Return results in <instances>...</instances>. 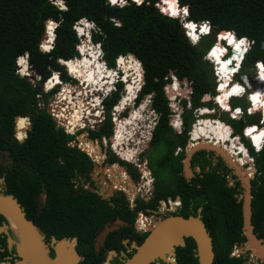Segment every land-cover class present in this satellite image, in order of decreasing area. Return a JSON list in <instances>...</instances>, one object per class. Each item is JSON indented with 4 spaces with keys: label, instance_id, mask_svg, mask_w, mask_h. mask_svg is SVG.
<instances>
[{
    "label": "trees",
    "instance_id": "16d2710c",
    "mask_svg": "<svg viewBox=\"0 0 264 264\" xmlns=\"http://www.w3.org/2000/svg\"><path fill=\"white\" fill-rule=\"evenodd\" d=\"M178 1L189 10V21L185 25L195 21L197 29L194 31H198L209 21L214 32L201 36L197 44H191L180 19L162 14L157 7H162L164 11L168 9L166 12L171 14L172 9L165 0H162L161 6L159 0H143L139 6L134 0H127L123 7L113 6L108 0H64L67 11L60 9L52 0H0V150L6 151L12 159L11 167L7 169L4 192L18 197L20 204L26 208V215L45 231L47 238L77 237L79 253L83 256L79 264H98L104 259V255H98L94 249V236L107 220L119 217L131 224L136 210L145 207L156 209L160 200L177 196L180 197L182 208L175 214L195 216L197 208L202 207L201 220L213 241V264L244 262L242 256L230 255L234 244L245 240L241 234V201L236 196L240 192L239 181L234 186H228L226 175L216 167L206 171L203 177L197 176L195 180L188 181L182 173V159L189 141V132L197 118L195 110L214 107L212 100L206 99L207 95H215L216 83L211 73L212 64L205 58V54L213 45L211 49L216 52L215 60L220 64L222 62H219L221 57L218 51L222 55L226 52L222 47L224 32L219 34L213 44L216 32L233 31L237 37H246L252 41L244 54L241 72L250 73L257 61L264 63V0ZM177 9L181 14L180 9ZM81 18L93 21L100 31L93 32L92 39L101 42L107 66L114 67L119 55H134L136 59L131 56V62L127 57L129 66L131 64V69L135 71L133 73L136 74L137 70L135 62L141 64L143 69V84L136 102L151 95V107L157 115L149 141L151 150L146 157L154 177V190L148 201L137 200L134 211L128 208L123 196L104 200L96 193L84 190L82 186L75 187L73 179L76 176L88 179L91 160L84 151L67 145V141L74 139V136L57 127L46 108L37 107L36 94L41 92L40 87L34 86L29 77L17 72V57L28 53L30 69L37 72L41 80L46 79L52 70L59 71L62 79L68 80L65 68L58 59L69 60L77 55L78 37L73 25ZM48 20L56 22L58 27L54 28L52 49L42 51L39 43ZM116 22H119V27ZM186 29L187 33L193 31ZM44 40L50 41V35ZM77 64L81 68L88 67L89 60L79 58ZM256 69L261 70L259 67ZM95 71L98 73V70ZM173 76L180 82L187 80L191 88L189 99H178L181 106L180 131L171 124L174 111L165 88L172 83ZM173 87L179 88L178 83L175 82ZM121 90L122 83L119 81L116 91L104 99L103 122L94 129L87 128L90 138L101 139L105 136L109 139L112 136L110 111L119 100ZM221 109L227 110L231 116L234 113L230 102L221 104ZM15 116H19L17 121L25 116L30 119L26 138L22 142L13 135ZM228 120L232 124L224 121L232 127L233 136L241 135L244 127V135L248 138V130L259 127L253 128L255 123L245 127L248 122L242 116L240 119ZM219 128L227 133L221 138L226 141L233 138L229 127ZM19 133H23V128H19ZM192 135L199 138L196 133ZM216 138L220 136L210 133L207 139ZM240 141L254 159L252 224L258 236L264 238V145L256 152L243 136H240ZM177 148L179 151L175 153ZM109 153V162L119 160L112 152ZM205 154V150L196 152L192 156V165L203 167L202 160L208 162ZM217 165L228 169L220 159ZM126 166L133 179L138 180L136 168L129 163ZM42 185L47 190L48 199L41 212L36 213L38 203L35 196ZM3 218L0 215V221ZM121 233L119 229L109 234L105 244L108 249L122 247ZM131 233V237L137 239L138 243L145 238V234L139 235L133 230ZM184 241V246L175 248V264H197L194 239L189 236ZM159 264L172 263L160 261Z\"/></svg>",
    "mask_w": 264,
    "mask_h": 264
},
{
    "label": "flooded vegetation",
    "instance_id": "af4514ba",
    "mask_svg": "<svg viewBox=\"0 0 264 264\" xmlns=\"http://www.w3.org/2000/svg\"><path fill=\"white\" fill-rule=\"evenodd\" d=\"M15 126H16V131L14 130V133H13L14 138H16L18 133H19V127H18L17 119L15 121ZM14 129H15V127H14ZM179 131H180V129H179ZM88 139L90 141H92V143L88 142V144H87V142L85 143V141H84V142H81V144H82V146H83V148L85 150L89 151L90 153L92 151L91 154H93L92 156L95 159H93L91 156H89L86 153L87 156L89 157V159L92 162L91 169L88 172V179L85 176L84 177L76 176L73 179V182L75 183V187L82 186L84 190H89L91 192H94V193H96L98 196H100L104 200H109V199H111V197L123 196L125 201L127 202L128 208L130 210H132V211H134L135 207L137 206V200L138 199H142V200L148 201L152 197L153 190H154V187H153L154 177L152 176L151 170L148 167L146 157H144V161H143V158H142L141 160H139L135 164L131 160H133V158L136 156L137 151H136V153L135 152L134 153H130L129 155H127L124 158H122L121 156H119L117 154H113V152H112V154L116 158H118L119 160H121L123 162L129 163V164L133 165L136 168V170L139 173V178H138V180H134L133 177L131 176V174L128 172L126 163H123V162H121L119 160H114L112 162L108 161L109 158H110V153L109 152H111V150L108 149V151L103 152L102 148L104 147V144L102 143V141L100 139H99L100 140L99 142H96L97 139H95V138L92 139V138L89 137V135H88ZM230 141L232 143H234V146L232 145V147L239 146L238 143L235 140L232 139ZM93 143H95V144H93ZM74 146L77 147L78 149H80L77 146V144H74L73 146H70V147H74ZM224 147H225L226 150H228V147H230L229 143H228V146L224 145ZM98 150H99V152H98ZM178 151H179V148H177L174 152L177 153ZM184 152H185V149H184ZM230 152H232V150ZM2 154H4V156H0V173H1L0 180H2V185L0 186V188H2V191L4 192V190H5V178H6V174H7V169L9 167H11L12 159L8 156V153L6 151L0 150V155H2ZM129 156H131V159H128ZM244 156L248 157V155L247 156L244 155ZM205 157H206V159H208V162L206 163L204 160H202L203 167H199L198 165H192V163H191V169L193 171V175L190 176L189 179L185 178L186 180H188V181L189 180H193V179L195 180L197 176H199L200 178L203 177V175L206 173V171H208L209 169L214 168L212 165L210 167L208 166L210 162H211V164H212V162H214V164H215L216 168L218 169V171H220L222 174L226 175V181H227L228 186L229 185H233L234 186L235 183L237 181H239L237 176L232 173V169H230V168H228V169L224 168L223 169L222 166L217 165L218 159H220V160H222V159L219 158V157H216L214 155L213 151H210V152L206 151ZM250 157L252 158L251 161L254 162L253 157L251 155H250ZM242 160L244 161L243 157H242ZM143 162L146 163L145 166L142 165ZM104 164H106V165H104ZM195 167H197V170H196ZM146 172L148 173V175H145ZM99 173H102L103 177L101 176V174H100V176H98ZM140 175H141V179L143 180L142 183L144 185H149V187H150L147 191H145V194H143L142 188L138 184L139 179H140ZM229 175H231L235 179L233 184L229 183V180H228ZM249 175L252 176V174H249ZM254 178H255V172H254L253 176L250 178L251 193H252V180ZM97 181H99L100 184L103 185L102 188L97 185L98 184ZM238 188L240 189V192L236 196H237V200L241 201L240 193L242 192L241 191L242 187H241L240 181H239ZM107 189L110 190V192L108 194H106V190ZM135 191H136V193H135ZM103 193L105 194V196L103 195ZM16 198H17V200L19 202L18 197H16ZM169 198L171 200H175L176 198H178L180 203L174 206V210L170 209L169 211H166L165 208L162 205V202L163 201L167 202ZM252 198H253V195H252ZM47 199H48L47 190L42 185V188L40 189V191L35 196V201L38 203V208H37L36 213H40L41 212V209H42L43 205L47 202ZM109 202L111 204H113L112 201H109ZM167 204H168V202H167ZM21 207L23 208V210L26 209L23 205H21ZM181 208H182V203H181V200H180L179 196H177L175 198L167 197V199H162V200L159 201L158 206H157L156 209H149L148 207H145L143 209L136 210L135 211L134 221L131 224L129 222H127L126 220L120 219L119 217H115L112 220H107L102 225L101 228L97 229V231L95 233V236H94V249H95L96 253L98 255L99 254L100 255H102V254L104 255V259L101 260L98 264H103L104 261H106V264H109L110 258L109 259L107 258V254H110V252L114 253L116 256H119V257H117V263L121 264L122 260L126 259L128 257L127 256L128 253L132 252L133 250L135 251V247L131 245V242L135 241L137 245L140 244V243H138L137 239H134V238L131 237L132 230H133V232H135V233H137L139 235L145 234V237H146L147 234H148L149 227L151 225L155 224V222L158 219L163 218V217H165V216H167L169 214H175ZM199 209H200V212L198 211ZM196 211H197V214L200 215L201 218H202V214H201L202 207H198ZM252 211H253V208H252ZM24 212H25V210H24ZM252 214H253V212H252ZM141 218H143V224H144L143 227H141L140 223H139ZM117 219L121 220V223L116 222ZM31 220L34 222L33 219H31ZM0 226L4 227V229H2V231H0V258L2 259V261H0V263L8 264V262H9V264H21V261H20L21 257H20V254H19V251H18V248H17L18 247V237L12 231V229L10 228L9 221H8V219H6V217L3 218L2 221H0ZM37 226L40 228V231H41L42 235L45 237V239L50 241L52 238H55L54 236H50L49 238H47L45 231L39 225H37ZM110 226H114V228L112 230H110L105 236L102 235V232L106 229V227H110ZM119 229L122 230L121 238H120V243H121L122 247L116 246L114 248L108 249L106 247V245H105L106 244V239L108 238L109 234H111L113 231H117ZM254 233L256 234V236L259 239H263L264 240V238L258 236V233L255 231V229H254ZM209 234L211 236L210 232H209ZM9 238L12 240V243H9ZM211 238H212V236H211ZM245 243H246V238H245V240L243 242L235 243L233 248H232V251L230 252V255L232 254V252H234V250H238L239 249L238 246L242 245L243 246V250L242 251L238 250V253H239L238 256H242L244 258L243 264H257V263H255L252 260L253 257L258 258V260H260V264H264V262H262L260 257H257L255 255H253L252 254V250L245 247L246 246ZM78 246L79 245H78V240H77V244H76L75 248H76V250H77V252H78V254L80 256V260L78 261L77 264H79V262L83 258V256L79 253ZM244 251L247 252L248 256H245L246 254L244 253ZM49 256L50 257H54V250L53 249L50 250ZM231 256H235V255H231ZM160 261H163V260H160Z\"/></svg>",
    "mask_w": 264,
    "mask_h": 264
},
{
    "label": "water",
    "instance_id": "95a60500",
    "mask_svg": "<svg viewBox=\"0 0 264 264\" xmlns=\"http://www.w3.org/2000/svg\"><path fill=\"white\" fill-rule=\"evenodd\" d=\"M193 22L197 23L195 21ZM47 35L46 24L40 42H42ZM53 40L50 43L51 48L53 46ZM132 56L134 57V55ZM30 78H33V73H31ZM176 81H178V79H176ZM199 111L200 108L196 109L195 115L204 116V114ZM18 117L19 116H15L14 122ZM226 143H229V141H226ZM187 147L184 158L182 159V173L186 179H189V177L193 175L191 169L192 156L200 150L208 152L213 151L214 155L221 158L225 165L232 169V173L237 176L242 187V192L240 193L242 217L241 234L246 238L245 244L249 243L254 246L258 253L263 255L264 240L256 236L252 224L253 211L250 182L252 176H248L242 170L240 164L234 162L233 159L218 146L215 147L211 143H201L194 145L189 150ZM198 211L200 212V209ZM7 214L12 216L19 227L17 248L21 257L20 261L25 262L24 264H77L80 260V256L75 248L78 240L77 237L52 238L48 241L42 235L40 228L26 215L17 198L11 194L4 193L2 188H0V215H3L5 218ZM116 222L121 223V220L117 219ZM113 228L114 226L106 227L102 235L105 236ZM2 229H4V227L0 226V231H2ZM174 230L178 231L176 237L166 245L164 241L165 235ZM189 236L194 239L196 244L195 256L197 257V264H213L215 256L213 241L204 222L201 220V216L198 214L195 216L189 215L187 217L179 214H169L158 219L155 224L149 227L147 236L140 244L137 245L135 241L131 242V245L135 247V251L131 256L123 259L121 264H158L160 260H164L163 255L173 256V260H168V263L175 264V248L177 246H184V239ZM9 243H12L10 238ZM51 249L54 250V257L49 256ZM260 258L262 262H264V256Z\"/></svg>",
    "mask_w": 264,
    "mask_h": 264
},
{
    "label": "bare ground",
    "instance_id": "6f19581e",
    "mask_svg": "<svg viewBox=\"0 0 264 264\" xmlns=\"http://www.w3.org/2000/svg\"><path fill=\"white\" fill-rule=\"evenodd\" d=\"M117 4H119V2ZM82 25L84 26V24H82ZM85 27H88V26H85ZM82 29L84 30L85 28L82 27ZM229 32L232 33V31L224 32L223 37L226 36ZM47 34H49L48 31H47ZM196 35L198 36L197 33H196ZM52 36H54L53 32H52ZM45 38H46V36H45ZM44 39L42 40L41 44L51 43L52 40H53L52 38H50V41L45 42L46 40H44ZM223 40H225V39H223ZM234 43L232 44L233 45V50H234V52H236L237 50L234 47ZM242 48H243V46H241V50L237 51L238 52V56L237 57L240 56ZM81 50H82V52H81L79 58H83V59L87 58L89 60V66L88 67L87 66H83V68H81V66H79L77 64V61H78L79 58H76V57L72 58V60L70 59V61L69 60L66 61V64H67L69 70L72 73H74L75 77L79 78V80L82 82V87H79L81 90L75 88V92H74L75 95H72L73 94L72 88L70 86L65 85L63 90L66 89V91L64 90V92L62 94V95H64L63 97L65 98L64 102L68 103V101H69L71 103V104H68V110L71 113V115L69 117L71 119V121H70L69 124L74 125V121L77 120V122L79 123L78 126L79 125L84 126L85 125V123H83L84 121H89L90 123L94 122V118H96L95 116H97V112L94 113V111L89 110V109H87V111H86L85 109L82 108V105H81L82 101H81V98L78 96V94H86V96H88V97L92 96L91 97L92 100L90 101V104H91V106H96L97 104H99V103H97V100L100 101V98H98V96H97L98 89H100V90L103 89L104 90L109 85L108 84L109 81L114 78V77H112V73L108 72L104 68V65H103L102 61L98 58V56L96 54V51L94 49H91V48L87 47L86 45H81ZM213 51H214V49L210 50L209 57H211V59H213L215 61V70H216L215 73H216V76L218 78V83H219L218 89L220 90L217 93L218 96L215 99V102H216L217 106H219V105L224 104V103H229L230 99L233 96L236 97V93L237 92L236 93H232V89L237 87L238 83L235 84V82H231V81H229V79L232 78L231 77V75L233 74L232 69L235 68L237 59L233 58L234 54H236V53L233 52V56L231 58H229L227 60H224V59H222L223 55L218 51V55H220V57H221V61H219V62H222V63L219 64L217 62V60H215V57L213 55H211V53ZM129 56H132V55H129ZM20 58H24L25 59V57H21V56L19 57V59ZM232 58H233V60H231V63L226 62V61H228V60H230ZM70 62H72V66L70 65ZM18 65H19L20 72H21L23 65H20V64H18ZM122 68L127 71L125 78L127 79V77H130V80H127V81H129L127 87H128V89H132L133 88V86H132L133 81H135L136 77H138V75H140L142 73L141 72V68L136 70V74H134L133 73L134 70L131 69V67L128 64V59L124 60ZM100 69L102 71H100ZM95 70H98V73ZM25 73L26 72H24V74ZM132 78H133V80H132ZM57 81H58L57 78L54 77L50 81L51 85L55 84ZM50 82H48L46 84V86L49 87V83ZM175 82H176V80H175ZM174 85H175V83L171 86V92L173 94L175 92V91H173L174 89H178V91L181 90L179 88H174L173 87ZM221 85H224V87L221 88ZM77 91H79V92H77ZM132 95L133 94L129 93V92L127 94L123 95V97L120 98V102L117 104L115 110H117V111L118 110H123L124 108L128 107L131 104ZM142 106L143 107L139 108V109H131V114H130L129 117L125 118V120H120L119 122H117L118 124L116 126V133L112 136L111 142L113 143L112 147H113L114 151L116 152V154L121 156L122 158L126 157L130 153H134V152L136 153V151H137V148L134 147L132 143H134L137 140V138L134 137L135 133L138 131V135L140 134L138 129L141 126V121H140V120H142L141 111L143 109H145V105H142ZM204 110H208L209 112L205 113ZM199 112L204 114V116H201V118H203V117L207 118L208 117V118L212 119L213 121L217 122L216 118H214V117L211 118V117H209V115H207V114H210V113L213 112V110H211V108L201 107ZM237 116H240V114L236 115L235 117H237ZM199 118H200V116L197 118L195 123H193L192 129L190 131L191 132L190 135L192 136V138H191V145L188 146V150L190 148H192L194 146V144L196 145V143L197 144L211 143L215 147L218 146L223 151H225L228 154V156L231 157V159H233L234 162H237V164H240V167L242 168V170L248 176H250L249 174L253 173V168L252 167L245 168L244 164L248 163V162H251V157L247 154L248 155V160H246V162L241 163V161H243L242 157H245L244 156L245 153L240 151L241 146H243L240 141H238V140L236 141L235 140L238 143L239 146L232 147V145L234 146V143H232L230 141V139H228L230 147H228V150H226L224 145L228 146V143H224L226 141L225 138H222L223 140L220 141V139H217V138L216 139H203L202 137L201 138H194L193 137L192 133L194 131V126H196L197 123H199ZM73 119H74V121H72ZM224 124H226V123H224ZM226 127H229L231 129V127L228 126L227 124H226ZM261 127L262 126H259L257 129H255V131L253 133L248 135V138L251 139V142L253 144H254L253 137L261 136V133H264V127L262 129H261ZM24 132H25V130L23 128V133ZM263 137L264 136H261V141H260L261 142V147H262ZM233 139H237V137H233ZM192 141H194V142H192ZM105 142H107V140H105ZM87 144H88V142H87ZM136 145H138V144H136ZM231 150H232V152H230ZM91 153H92V151H91ZM5 217H6V219H8L9 226L12 229V231L17 236H19V227L17 226V223L15 222V220L9 214H7ZM177 233H178V231L174 230V231L168 233L167 235H165V237H164L165 244L167 245L168 242L173 240L176 237ZM245 247L248 248V249H251L252 250V254L257 256V257H263L264 256V254L260 255L258 253L257 249L254 246L250 245L249 243H247ZM163 258L165 260H169V261L172 260L167 255H163ZM24 263L25 262L21 261V264H24Z\"/></svg>",
    "mask_w": 264,
    "mask_h": 264
},
{
    "label": "built area",
    "instance_id": "2783aa9c",
    "mask_svg": "<svg viewBox=\"0 0 264 264\" xmlns=\"http://www.w3.org/2000/svg\"><path fill=\"white\" fill-rule=\"evenodd\" d=\"M80 21L81 20L75 21V23L73 25L74 28L77 29V26L80 25V23H79ZM88 23L89 24H94L93 21H89ZM90 28L91 29L84 30L83 33L78 31V43L76 44V50H78V52H77V55L74 56L73 58H75V57L79 58L80 54L82 52L81 45H86L87 47H89L91 49H94L96 51V54H97L98 58L102 61L103 65H104V68L108 72H111L112 73V77H114L112 80L109 81V83H108L109 85L104 90L103 89L102 90L98 89L97 96H98V98H100V102L96 106H91V104H90V101L92 100V98H91L92 96L88 97V96H86V94H78V96L81 98V101H82L81 105H82L83 109H85L86 111H87V109H89V110L94 111V113L95 112L100 113L99 115L95 116L96 118H94V122H91V124H98L99 122H102L103 119H104V112H105L104 99L106 97L110 96L113 91H116L117 83L120 80L124 82V88H122V90H121L120 98H122L123 95H125V94H127L129 92V93L133 94L131 102L135 99L136 95L140 91L141 86L143 84V69H141L142 73L140 75H138V77H136L135 81H133V83H132L133 88L129 90L128 87H127L129 81H127L126 78H125L126 74L123 73L122 75H120V72H125V71L122 68L123 63L119 62L121 57H123L124 60H126L127 57L129 56V54L119 55L117 57L116 61H115V66L114 67L107 66V64H106V62H105V60L103 58V51H102V48H101V42L99 40L93 41V39H92L93 32L99 33L100 31L96 28V26L90 27ZM21 57H25L26 62H27V54H24ZM71 60H72V58H71ZM61 61H63V63ZM66 61H68V60H64V59H61V58L58 59V62L60 64L64 65L65 72H66L67 76L69 77V79L68 80H63L62 77H61V73L59 71L52 70L50 75L42 83L41 92L36 94L37 107L40 108V109L46 108L47 111L49 112V114L52 116L53 120L56 122V126L57 127L63 128L65 133L75 135L74 139L67 141V145L73 146L74 144H77V146L80 148V150L84 151L89 156H91L93 159H95L92 156L93 154H91L89 151L85 150L83 148L82 144H81V142H84V141L92 143V141H90L88 139V132L86 131L87 128H85V127H87L89 121H84L83 122V123H85L84 126H81V125L78 126L79 123L77 122V120L74 121V119H73L72 121H74V125L69 124L70 121H71V119L69 118L71 113L68 110V104H71V103L69 101H68V103L64 102L65 98L63 97L64 95H62L63 92H64L63 88H64L65 85L70 86L72 88V91H73L72 95H75V93H74L75 92V88L80 89L79 87H82V82L79 80V78L75 77L74 73H72L69 70V68H68V66L66 64ZM69 61H70V59H69ZM18 69H19L18 72H20V68L19 67H18ZM26 69H27L26 73L23 74L22 76H24V75L30 76L31 73L33 72L29 68H26ZM215 72H216V70L214 69V74L216 76ZM54 77H56L58 81L55 84L51 85V87L46 86V84L48 82H50L51 79H53ZM231 77H232V75H231ZM132 80H133V78H132ZM39 81H40V76L39 75H35V78L31 79V82H32V84L34 86H38L37 83H39ZM229 81H233L232 78L229 79ZM216 82H217V89H218V87H219L218 78H216ZM217 91L219 92L220 90L218 89ZM77 92H79V91H77ZM147 96H148V102H151V95H147ZM217 96L218 95L216 94L215 97H212L214 102H215V99L217 98ZM232 98H237V97L233 96ZM119 102H120V99L118 100V102L114 106H112L111 111H110V113H111V121L113 123L114 134L116 133V126L118 124L117 122H119L120 120H125V117L122 116V113L124 112L123 110L126 109V108H124L123 110H118V111L115 110V108H116V106H117V104ZM234 107L237 108L239 106H234ZM249 108H250V106L249 107L247 106L246 112L248 111ZM212 110H213V113H214L215 112L214 109H212ZM247 113L249 114V112H247ZM241 114H242V111L240 113V116H241ZM249 115H252V113L249 114ZM237 117H239V116H237ZM23 118L28 120V124H26L27 126H25V128H24L25 132L23 133L24 134V138H25L26 137V129L30 125V120H29L28 117H23ZM232 118H234V116H232ZM248 125H246V126H248ZM80 130H82L83 133H80V135L77 136L76 133L78 131H80ZM80 137H82V139H80ZM235 137H237V140H238V136H235ZM191 138H192V136H191ZM80 140H83V141H80ZM100 140L102 141V143L104 145L106 144L105 136H102ZM100 140L97 139L96 142H99ZM263 144H264V137H263L262 145ZM111 147H112V144H111ZM145 164L146 163L143 162L142 165L145 166ZM177 200H179V199L176 198L175 200H171L169 198L168 201H167L169 205L165 201L162 202V205H163V207L165 208L166 211H169L170 209L174 210V206L180 203V202L177 203ZM231 255L238 256L239 255L238 250H234V252H232Z\"/></svg>",
    "mask_w": 264,
    "mask_h": 264
},
{
    "label": "rangeland",
    "instance_id": "374dc122",
    "mask_svg": "<svg viewBox=\"0 0 264 264\" xmlns=\"http://www.w3.org/2000/svg\"><path fill=\"white\" fill-rule=\"evenodd\" d=\"M79 28H82V26L79 25ZM195 32L198 34V32H200V31L199 30L198 31L196 30ZM234 53H236V52H234ZM235 55L236 54H234V56ZM234 56H233V58H234ZM233 58L230 59V60H228L227 62L233 60ZM213 67H214V65H212V71H211V73H212V76L214 77V81L216 83V78L217 77L214 74ZM18 70L19 69H17V71ZM124 71L127 72L126 70H124ZM125 72H122V73L126 74ZM260 72H261V70L254 69V71H252V73L250 75L248 74V75L244 76L243 77L244 78L243 84H245V85L248 86V90L246 91V87L238 83L239 91L236 93L237 98H231L230 99V104L232 105L233 112H235L236 109L239 108V107L236 108L233 105L240 106V109L242 111V114H241L242 119L246 120L248 122L247 124H249V123H255L256 124L257 121H258V116L256 117L255 111L252 112V115H246V110H245L244 104H246L248 107L250 106V108H253L255 106V109L262 110L264 112V80H262L260 78ZM250 77H252L253 80H250L249 79ZM172 81L175 83V80L172 79ZM176 82L178 83V87L181 90H179L177 92H174V94L171 92V86H170L171 83L167 87H165V88L166 89L168 88L167 90H168V92H170V95H169L168 98H169V100H172V101H170L171 102L170 104L172 106V110L174 111V114L172 116V119L173 120L171 122H173L175 124L174 127L175 126L177 127V128L175 127V129H177L179 131V129H180V126H179L180 120L178 118V115H180V113H181V106H180V102H179L178 99H179V97L180 98H185L186 97L187 99H189V94H190L191 88H190V85H189V82L188 81L180 82L178 80ZM257 93L260 94L259 95V99L257 101H253L251 99V97L253 95H256ZM240 96H243V97H240ZM206 98H207V100H209L208 97H206ZM142 104L145 105V109H143L141 111V115H142L141 118H142V120H140L141 121V126L138 129L139 132H140V134L138 135V131L135 133L134 137L137 138V140L134 143H132L133 146L137 148L136 156L133 158V160H131L135 164L139 160H141L142 158H143V161H144V157H147V154H149V152L151 150V146L149 144L150 136H151L150 131L152 130V128L154 126V117H155V114H152L151 115V113H153V112H151V110L149 109L150 108V102H148V96L144 97L141 100V102L139 103L140 106H138V107L139 108H142L143 107V106H141ZM212 104H213V102H212ZM130 105L131 106L126 107L127 110L126 109L123 110L124 112H126V114H125L126 116H123L125 118L129 117L130 116V113H131V109H134L133 108V103L130 104ZM219 107H220V109H218V106H216L215 107V112L213 114H211V113L209 114V117L216 118L217 122L216 121H213L212 119H210L208 117L207 118H205V117L201 118V116H200L199 123H197V125L194 126V131H193V133H196V135H198L199 138L202 137L203 139H207L209 137V134L210 133H212V134L216 133V135L217 136H220V138L223 137V136H226L227 133H223V132H225V130L224 129H220L219 127H223V126L226 127V124L223 123L225 121H227L228 123L232 124V122L230 120H228V118L229 119H233V118H231L232 117L231 115L229 116V114H227L226 112H224L221 109V105H219ZM139 108H137V109H139ZM206 112H209V111L208 110H205V113ZM196 117L198 118L199 116H196ZM197 118H196V120H197ZM102 122H99L98 124H91L89 122L88 125H87V127H85V128H90V129L96 128ZM255 124H253V126H255L253 128H257L258 127V125L257 124L255 125ZM217 128H219L220 130L217 129ZM215 130H217V131H215ZM254 131H255V129H252V132L251 133H253ZM81 133H83V131ZM79 135H80V133L77 134V136H79ZM220 138H218V139H220ZM80 139H82V137H80ZM105 139L107 140V142L104 145V147L102 148L103 149V152L108 151V149H109V150H111V152H113V154H116V152L113 151V148L111 147V144H113L111 142V139L110 138L109 139L108 138H105ZM221 139H220V141L223 140V139L222 140ZM233 140H236V139H233ZM192 142H194V141H192ZM190 143H191V138H190V135H189V141H188L187 145L185 146V150H186V147ZM93 144H95V143H93ZM136 144H138V145H136ZM98 152H99V150H98ZM0 156H4V154H2ZM243 159H244V162H246V160H248V157H243ZM104 165H106V164H104ZM211 165L213 167H216L215 164H214V162H212V164L210 162L208 166L210 167ZM244 166H245V168H248V167H252L253 168V173H252V176H253L254 171H255V168L253 166V161L248 162V163H245ZM195 168L197 170V167H195ZM100 174L103 177V174L102 173H99L98 176H100ZM228 180H229V183H231V184H233V182L235 181V179L231 175H229ZM142 181L143 180L141 179V175H140V179H139L138 184L141 186L142 191H143V194H145V191H147L150 187H149V185H144L142 183ZM97 183H98L97 184L98 186H100L101 188L103 187V185H101L99 181H97ZM1 185H2V182L0 180V186ZM109 192H110V190L107 189L106 190V194H108ZM135 193H136V191H135ZM103 195L105 196L104 193H103ZM238 248H239L238 250H241V251L243 250V246L242 245L238 246ZM244 253L246 254L245 256H248L246 251H244ZM117 257H119V256H116L112 252H110V254H107V258L108 259L110 258L109 264H118L117 263ZM168 257L173 260V256H168ZM252 260L255 263H257V264H260V260H258V258L253 257ZM163 261L166 262V263H168V260H165L164 259Z\"/></svg>",
    "mask_w": 264,
    "mask_h": 264
},
{
    "label": "clouds",
    "instance_id": "9594fccd",
    "mask_svg": "<svg viewBox=\"0 0 264 264\" xmlns=\"http://www.w3.org/2000/svg\"><path fill=\"white\" fill-rule=\"evenodd\" d=\"M56 5H58L59 6V8L60 9H62V10H64V11H67V6L65 5V3H64V0H52ZM108 2L111 4V5H113V6H115V5H120L121 7H123L126 3H127V0H108ZM119 2V4H117ZM162 2V0H159V4ZM134 3L137 5V6H139V5H141V4H143V0H134ZM157 3V4H158ZM158 4V5H159ZM160 6H161V4H160ZM176 6H177V8H179L180 9V12H181V14H179V15H177V16H175V17H173L171 14H169L168 12H166V11H164V9H162V7H159V6H157L158 8H159V10H160V12L162 13V14H164V15H167V16H169V17H173V18H179L180 19V23L182 24V27H183V29H184V31H185V35H186V37L188 38V40H189V42L191 43V44H197L198 42H199V40H200V37L201 36H203V35H211L213 32H214V30H213V28H212V26H211V24H209L210 22L209 21H207V23H205L204 25H206L207 27H205V29H204V32L205 33H201V32H198V37H199V39L198 40H196V42L195 43H193V41H192V39L188 36V33H187V29H186V27H185V22H187V20H188V17H189V10H188V8L186 7V6H182V5H180V3H179V1L178 0H176ZM183 8H185V15L183 14ZM79 20H81L79 23H80V26H82V27H84L82 24H86L88 27H84L85 29L84 30H88V29H91L90 27H94L95 25L94 24H88L87 22H89V21H91V20H89V19H87V18H81V19H79ZM189 21V20H188ZM192 21V20H191ZM48 22V23H47ZM46 22V24H47V31H48V33H49V35H50V38H52V39H54V37H55V34H54V37L52 36V32H54V28H56V27H58V25L56 24V22H54V21H52V20H48ZM46 24H45V26H46ZM116 24H117V26L119 27L120 26V24H119V22H116ZM73 28H74V26H73ZM75 29V31H76V34H77V37H78V31L79 32H81V33H83V29L82 28H79V26H77V29L76 28H74ZM210 30V31H209ZM45 31V30H44ZM208 32V33H207ZM221 32H227V31H225V30H220L219 32H216V34H215V41H214V43L213 44H215V42H216V38L219 36V34L221 33ZM226 38L228 39V41H229V43L226 41V40H223V43H222V47L224 48V49H226V52H224V55L222 56V59H224V60H227V59H229V58H231L232 56H233V52H234V50H233V43L235 42V49H237V50H241V46H243V48H242V51H241V54H240V56L239 57H234V59H237V61H236V66H235V68H233L232 69V71H233V74H232V80L233 81H231V82H235V83H241L243 86H245L246 87V91L248 90V86L247 85H245V84H243V81H242V78L244 77V76H246V75H250L251 73H252V71L254 70V69H256V68H260L261 69V72H260V78L262 79V80H264V63L262 62V61H257L256 63H254V65H253V67L251 68V71H250V73H245V72H241V66H242V61H243V57H244V54L248 51V49H249V47H250V45H251V43H252V41L250 40V39H248V38H246V37H237L235 34H234V32L232 31V33L231 32H229L227 35H226ZM235 38V39H234ZM53 42H54V40H53ZM41 43V42H40ZM39 43V46H40V49L42 50V51H50L52 48H51V44L50 43H46V44H40ZM213 46V45H212ZM211 46V47H212ZM53 47V46H52ZM211 47H210V49H208V51L206 52V54H205V58L207 59V60H209L210 62H211V64L212 65H214V67H213V71H214V69H215V61L213 60V59H211V57H209V53H210V50H211ZM77 52H78V50H77ZM25 54H27V62H26V59H24V58H20L19 59V57L20 56H23L24 54H22V55H20V56H18L17 57V61H16V64H17V69H18V67H19V65L18 64H20V65H25V68L24 69H22L21 70V73L20 72H18V74L19 75H23L24 74V72L26 71V68H29L30 69V65L28 64V53H25ZM225 54L226 55H228L227 57L225 56ZM19 59V60H18ZM128 59H129V61L131 62L132 61V57L131 56H129L128 57ZM62 63H63V61H61ZM120 63H123L124 62V58L123 57H121L120 58V61H119ZM228 63H231V61H229ZM62 65V64H61ZM64 66V65H63ZM130 66H131V64H130ZM136 68H137V70L139 69V68H141L142 69V66L141 65H139V63L138 62H135V65H134ZM31 70V69H30ZM31 71H33V70H31ZM33 73V78H35V75H38V74H36L37 72H32ZM125 73H127V72H125ZM123 73L122 72H120V75H122ZM24 76H26V77H29L30 78V76H27V75H24ZM33 78H30V80L31 79H33ZM173 80H176V78L173 76V78H172ZM250 80H253V78L252 77H250L249 78ZM45 80V79H44ZM44 80H41V78H40V81H39V83H37L38 84V86L40 87V90H41V87H42V83L44 82ZM126 80H130V77H127V79ZM121 81V80H120ZM187 81V80H186ZM121 83H122V88H124V82L123 81H121ZM174 84V82L172 81V83L170 84V86H172ZM49 87H51V82L49 83ZM168 89V88H167ZM166 89V92H167V94L168 95H170V92H168V90ZM130 90V89H129ZM218 89H217V82H216V84H215V91H216V93H215V95L217 94V91ZM237 90H239V86H237V87H235V88H233L232 89V93H236L237 92ZM173 91H175V92H177L178 91V89H174ZM140 92V91H139ZM138 92V93H139ZM215 95H213V96H210V95H207L208 96V99H210V100H212V102H213V105H214V107L213 108H211V110L212 109H214V111H215V107L217 106V104H216V102H214L213 101V99H212V97H215ZM259 93H257L256 95H253L252 97H251V99L253 100V101H257L258 99H259ZM120 96H121V94H120ZM147 96V95H146ZM145 96V97H146ZM188 96V95H187ZM206 96V97H207ZM137 97H138V94L136 95V97H135V99L131 102V104L133 103V108L134 109H137V108H139L138 106H140L139 105V103L141 102V101H139L138 103L136 102V100H137ZM240 97H243V96H240ZM119 99H120V97H119ZM175 99V98H174ZM207 99V98H206ZM170 101H172V100H170ZM174 101V100H173ZM100 101L99 100H97V103H99ZM118 102V101H117ZM171 103V102H170ZM143 105V104H142ZM141 105V106H142ZM114 106V105H113ZM129 106H131V105H129ZM237 106V105H236ZM252 106V105H251ZM240 107V106H239ZM244 107H245V110H246V108H247V105L245 104L244 105ZM150 110H151V112H153V113H151V115L152 114H155V117H154V123H155V121H156V118H157V115H156V112L152 109V107H151V102H150V108H149ZM218 109H220V107L218 106ZM127 110V109H126ZM125 110V111H126ZM224 112H226L227 114H229V112L227 111V110H223ZM253 111H255V113H256V115L258 116V121H257V125L258 126H262L261 127V129L264 127V112L262 111V110H258V109H255V106L253 107V108H249L248 109V111L247 112H249V114H251ZM241 112V109L240 108H237L236 109V111L233 113V116H234V118L233 119H239L241 116H239V117H235L236 116V114L237 113H240ZM246 112V115H249L248 113ZM100 113H97V115H99ZM131 114V113H130ZM211 114H213V112L211 113ZM122 116H126V115H122ZM229 116H230V114H229ZM25 117H27V116H25ZM29 118V117H28ZM178 118H179V120H180V122H181V118H180V115H178ZM232 118V117H231ZM30 120V119H29ZM173 119H171V121H172ZM219 120V119H218ZM223 122V121H222ZM15 123V122H14ZM223 123H226V122H223ZM26 124H28V120L27 119H24V118H21V119H19V121H18V127L19 128H24L25 127V125ZM171 124H172V126L174 127V123L173 122H171ZM227 124V123H226ZM249 124H253V123H249ZM255 124V125H256ZM262 124V125H261ZM177 125V124H176ZM228 126H230L229 124H227ZM246 125H248V124H246ZM245 125V126H246ZM30 126V125H29ZM28 126V127H29ZM179 126H180V128H181V123H179ZM193 126V125H192ZM176 127V126H175ZM174 127V128H175ZM231 127V126H230ZM177 128V127H176ZM28 129V128H27ZM26 129V130H27ZM192 129V128H191ZM231 129H232V127H231ZM15 131H16V126H15ZM191 131V130H190ZM82 132V130H80V131H78L76 134H79V133H81ZM251 132H252V129H249L248 130V134L250 135L251 134ZM68 134V133H67ZM150 134H151V131H150ZM191 134V132H189V135ZM70 135H72V136H74V138H75V135H73V134H70ZM114 135V130H113V134H112V136ZM230 135H232V130H231V132H230ZM112 136H111V138H112ZM233 136V135H232ZM235 136H238V141H240V136H243L246 140H248V142H249V144L253 147V149H254V151H260L261 149H262V147H263V145H262V147H261V136H264V133H261V136H255V137H253V142H254V144L251 142V139L250 138H247L245 135H244V127H243V129H242V132H241V135H235ZM235 136H233V137H235ZM26 138V137H25ZM24 134L23 133H18V135H17V140L18 141H20V142H22L24 139ZM190 138H191V135H190ZM241 142V141H240ZM242 143V145L244 146H241V148H240V151H242V152H244L245 153V155L247 156V154H248V150H247V148H246V146L243 144V142H241ZM112 149V148H111ZM114 151V150H113ZM249 155V154H248ZM250 156V155H249ZM128 159H131V156H129L128 157ZM244 161H241V163H243ZM254 163V162H253ZM145 175H148V173L146 172L145 173ZM177 203H179V200H177ZM139 223H140V226L141 227H143L144 226V224H143V218H141V220L139 221Z\"/></svg>",
    "mask_w": 264,
    "mask_h": 264
},
{
    "label": "snow or ice",
    "instance_id": "6c2138e0",
    "mask_svg": "<svg viewBox=\"0 0 264 264\" xmlns=\"http://www.w3.org/2000/svg\"><path fill=\"white\" fill-rule=\"evenodd\" d=\"M165 2H166V3H169L170 8L172 9V11H171V15H172L173 17L179 15V10L177 9V6H176V0H165ZM165 11H168V9H165ZM182 11H183V14L185 15V8H183ZM185 27L188 28V29H192V30H193V31L188 32V36L192 39L193 43H195L196 40L199 39V37H198L197 35H195V31H194L195 29H197V25L194 24V23H188V24L185 25ZM205 27H207V26H206V25L201 26V27L199 28V31H200L201 33H205V32H204ZM209 31H210V30H209ZM207 33H208V32H207ZM222 38L225 39V40H227V42L229 43V41H228V39L226 38V36H224V37H222ZM234 39H235V38H234ZM234 47H235V43H234ZM211 55H213V56L216 55L215 50L211 53ZM223 87H224V85H221V88H223ZM238 91H239V90H237V92H238ZM225 98H226V97H225Z\"/></svg>",
    "mask_w": 264,
    "mask_h": 264
},
{
    "label": "crops",
    "instance_id": "0c3cea01",
    "mask_svg": "<svg viewBox=\"0 0 264 264\" xmlns=\"http://www.w3.org/2000/svg\"><path fill=\"white\" fill-rule=\"evenodd\" d=\"M199 143V142H198ZM197 144V143H196ZM191 145V144H190Z\"/></svg>",
    "mask_w": 264,
    "mask_h": 264
}]
</instances>
